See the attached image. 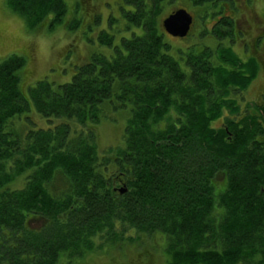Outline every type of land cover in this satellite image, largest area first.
<instances>
[{
	"label": "trees",
	"instance_id": "16d2710c",
	"mask_svg": "<svg viewBox=\"0 0 264 264\" xmlns=\"http://www.w3.org/2000/svg\"><path fill=\"white\" fill-rule=\"evenodd\" d=\"M119 3L120 18L107 20L114 33L97 38L109 53L91 55L70 81L40 80L25 96L24 58L0 63V264H69L129 231L161 235L169 264H264V129L238 121L228 99L251 84L256 60L226 46L233 27L214 12V46H190L179 64L158 22L168 0ZM5 6L28 30L44 20L52 30L67 9L65 0ZM224 106L232 117L213 127ZM108 110L128 111L123 146L100 154L94 129Z\"/></svg>",
	"mask_w": 264,
	"mask_h": 264
},
{
	"label": "rangeland",
	"instance_id": "374dc122",
	"mask_svg": "<svg viewBox=\"0 0 264 264\" xmlns=\"http://www.w3.org/2000/svg\"><path fill=\"white\" fill-rule=\"evenodd\" d=\"M65 3L66 14L62 22L52 30L48 29L47 20L28 30L23 21L7 9L5 0H0V63L10 55L24 58L20 84L21 92L25 96L27 89L37 81L45 79L54 84L68 82L75 67L89 60L91 55L109 53V49L99 45L97 38L102 31L114 33L109 30L107 20L110 17L120 18L119 0H65ZM177 9H185L194 18L190 37L174 39L163 32L165 40L171 45L170 54L179 64H183L190 46H194V52L204 44L214 46L215 43L210 40L212 38L206 33L216 23V13L221 12V16L228 18L234 29L233 33L236 34V29L240 30L243 35L240 39L243 38L249 46L258 27L264 29V0H224L217 2L213 8L197 6L193 0H168L158 18L159 24ZM70 25L72 29L69 28ZM121 25L122 22L117 27L120 28ZM227 28L224 31H227ZM117 40L118 35L114 42L117 43ZM236 40L234 36V41ZM236 45H232L233 52L243 56L242 43ZM251 58L260 65V72L245 90L248 99L257 96L264 89V57L262 54H254ZM107 112L110 116L108 120H102L94 129L100 154L123 146V131L128 118L126 110ZM34 115H31L33 122L42 126V119L35 113ZM214 184V191H221L225 179L218 176ZM22 186V179H18L10 188L20 189ZM36 224L31 222V227ZM96 245L98 246L97 243ZM168 260L165 241L161 235H137L134 231H129L116 246L103 245L102 248H95L93 252L85 254L81 259H73L69 264H169ZM66 262L62 260L57 264Z\"/></svg>",
	"mask_w": 264,
	"mask_h": 264
},
{
	"label": "flooded vegetation",
	"instance_id": "af4514ba",
	"mask_svg": "<svg viewBox=\"0 0 264 264\" xmlns=\"http://www.w3.org/2000/svg\"><path fill=\"white\" fill-rule=\"evenodd\" d=\"M191 29H192V26H191ZM191 29H190V31H191ZM212 30H214V29L213 28L209 29V32ZM255 31H256V29H255ZM231 32H232V37L225 38L226 41H229V42L232 41V43L227 44V46L231 47V49L233 51V46H232L233 44L235 46H237L236 44L242 43L243 46L241 47V49H244V51H242L243 56H238L240 54H238L236 52L238 54L237 55L235 52H233L241 60L246 61L247 58L252 57V55L254 56V54H256V55L262 54V56L264 57V29H263V27H261V26L258 27V29L256 31L257 33H255V35L253 36L254 37L252 39L253 41L250 42V46H249V44L244 42L243 38L240 39V36H243L240 30L236 29L235 30L236 34L233 33L234 29H231ZM189 33H188V35H189ZM210 36H212V35H210ZM234 36H236V38H237L236 41H234ZM213 41H215V40H213ZM226 41L224 43H226ZM238 49H240V48H238ZM257 68H258V70H257L256 76L258 75V72H260V65L257 64ZM228 97H229L228 99L230 100V102L234 103L232 108H234L236 110V111H234V113H235L234 115H238V121H243V119H245L246 117L251 116L255 119L254 122L256 121V124L260 125L264 129V120L262 119V117H264V89L257 96H255L251 99H248L246 97L245 91L231 92L228 95ZM228 107H231V106H228ZM230 116H231L230 108H226V106H224V108L222 109V112H221V117L215 123H213V127L222 128L224 126V122H226V120L228 118L230 119ZM256 138H258V141L260 143H264V137L263 136L257 135ZM260 138H262V139H260ZM263 147H264V144H263Z\"/></svg>",
	"mask_w": 264,
	"mask_h": 264
},
{
	"label": "water",
	"instance_id": "95a60500",
	"mask_svg": "<svg viewBox=\"0 0 264 264\" xmlns=\"http://www.w3.org/2000/svg\"><path fill=\"white\" fill-rule=\"evenodd\" d=\"M191 24V15L183 9H178L162 20L161 27L166 34L173 38H184L189 32ZM118 192L123 194L124 187L118 189Z\"/></svg>",
	"mask_w": 264,
	"mask_h": 264
}]
</instances>
